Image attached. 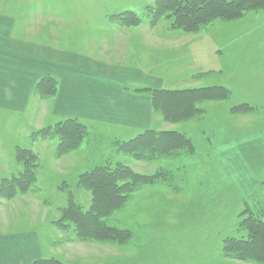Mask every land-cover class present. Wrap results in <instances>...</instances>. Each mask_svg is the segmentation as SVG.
Returning a JSON list of instances; mask_svg holds the SVG:
<instances>
[{"label": "rangeland", "instance_id": "374dc122", "mask_svg": "<svg viewBox=\"0 0 264 264\" xmlns=\"http://www.w3.org/2000/svg\"><path fill=\"white\" fill-rule=\"evenodd\" d=\"M37 1L41 4L36 6ZM72 1L79 21L72 32L73 41H68L72 47L79 48L82 38L98 39L103 45L95 51L100 68L107 72L118 65L143 69L144 84H123L122 94L148 101L151 112L159 117L149 130L177 133L181 143L187 140L189 146L160 157L135 159L124 147L134 139L132 133L112 124L78 121L85 127V137L76 148L59 155L58 141L42 133L62 121L55 110L57 77L41 75L37 69L32 86L25 81L27 68L23 72L24 67H13L15 62L7 58V50L0 49V67H5L0 68V183L22 172L16 160L18 150L32 152L38 166L31 190L12 199L0 198V232L30 230L37 240L32 254L19 251L15 257L26 264H254L225 259L222 248L226 238L244 236L237 229L243 211L264 221V192L246 195L232 186L215 160L213 148L264 127V9L231 21L217 20L199 32L185 34L172 29L171 20L162 18L156 25L150 24L154 0ZM25 2L35 16L42 13L44 17L50 9L45 0H0V15L23 18L18 12ZM126 14H134L141 23L123 25L118 17ZM41 16L37 24L22 21L9 35L49 37L55 30H63ZM4 23L8 30V22ZM50 39L52 43L53 37ZM133 50L141 55L131 57ZM45 52L41 55L44 59L52 57ZM147 79H153L154 84ZM211 87L224 89L227 99L196 100L194 113L187 120L170 122L152 107L157 90ZM116 165L153 179L105 221L109 227L129 231L131 238L123 245L77 241L72 229L58 222L67 192L86 209L89 194L76 188L78 177ZM25 213L32 215L30 229H25L24 220H29ZM73 238L76 242L70 240Z\"/></svg>", "mask_w": 264, "mask_h": 264}, {"label": "trees", "instance_id": "16d2710c", "mask_svg": "<svg viewBox=\"0 0 264 264\" xmlns=\"http://www.w3.org/2000/svg\"><path fill=\"white\" fill-rule=\"evenodd\" d=\"M261 9H264V0H154L150 24L154 26L163 18L171 20L172 29L194 34L214 21L235 20L246 12ZM118 19L127 27H135L141 23V19L134 14L119 16ZM226 97L227 93L221 87L177 92L157 90L153 94L152 107L159 110L160 114L166 115V120L179 122L187 120L194 113L193 104L196 100L222 101L227 99ZM42 133L58 141L57 153L62 155L79 145L86 135V130L78 120L67 118ZM180 140L177 133L146 130L124 144V147L132 152L135 159L146 160L171 153L173 149L182 146L187 149L189 142L185 140L181 143ZM16 160L21 165L22 172L1 181L0 198L12 199L34 187L38 167L35 155L30 151L18 150ZM152 182V178L134 174L121 165L84 173L78 177L76 188L89 194L88 207L83 209L74 200L72 192L68 191L66 206L59 212V225L71 228L75 239L80 242L123 245L131 238L129 231L109 227L105 221L126 205L132 193ZM250 215L248 210L239 215L241 220L237 229L243 232L244 236L226 238L223 241L222 255L225 259L264 264V221ZM43 264L62 263L48 261Z\"/></svg>", "mask_w": 264, "mask_h": 264}, {"label": "crops", "instance_id": "0c3cea01", "mask_svg": "<svg viewBox=\"0 0 264 264\" xmlns=\"http://www.w3.org/2000/svg\"><path fill=\"white\" fill-rule=\"evenodd\" d=\"M45 1L48 4L47 8L50 9L45 12L44 17L41 16L42 13L35 16V12H29L28 2H25L22 11L18 12V15L23 18L17 19L10 15H0V49L7 50L5 53L8 55L7 58L15 62V65L11 66L24 67L23 72L27 68L26 72L29 73L25 75V81L32 82V86L35 80H33L35 78L33 72L37 69L41 70V75L46 73L57 77L55 110L61 120L72 118L79 122L91 121L112 124L124 128L128 134L129 132L132 133L133 138L151 129V123L159 117L151 112L148 101L145 98L133 97L121 92V85L123 84L133 82L144 84L146 79L143 69L125 68L123 65H118L112 67L111 72H107L106 68H100L97 64L100 61H97L95 51L103 45L97 42L98 39L82 38L78 42L79 48L77 49H74L68 42L73 41L72 32L75 25L78 27L79 23L76 18L77 13L74 11V1ZM40 4H36V6ZM32 13L33 17L31 16ZM39 16L43 20H51L52 24L61 25L63 30H55L54 35L49 37H40L38 33L25 34L24 38L9 35L10 31L15 26H20L22 21H27V25L37 24ZM31 19L35 23L29 22ZM4 20L9 24L8 30L3 26ZM88 24L91 23L88 22ZM52 37L53 42L49 43ZM104 40L106 39L104 38ZM23 44L28 47L24 49ZM45 51L52 57L44 59L41 55L46 53ZM130 53H132L131 57L141 55V51L136 50ZM8 68H11L10 65ZM29 70L32 71L31 74ZM147 82L151 85L154 84L153 79H147ZM114 86H116V102L113 98ZM213 149L215 160L227 175L231 185L239 192L241 191L246 195L253 191L258 192V190L264 192V185H262L264 184V127L220 143ZM261 180L263 183H260ZM24 217L29 218L28 222L24 220L25 229H30L32 227V215L25 213ZM28 231L21 232L14 229L6 233L1 230L0 264H26L21 258H16L15 254L19 251L32 254L31 247L37 244V240L35 237L33 238L34 234ZM70 240L75 241L74 238Z\"/></svg>", "mask_w": 264, "mask_h": 264}]
</instances>
